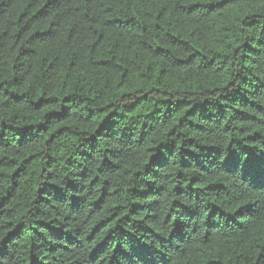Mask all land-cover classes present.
<instances>
[{"label": "trees", "instance_id": "1", "mask_svg": "<svg viewBox=\"0 0 264 264\" xmlns=\"http://www.w3.org/2000/svg\"><path fill=\"white\" fill-rule=\"evenodd\" d=\"M0 264H264V0H0Z\"/></svg>", "mask_w": 264, "mask_h": 264}]
</instances>
